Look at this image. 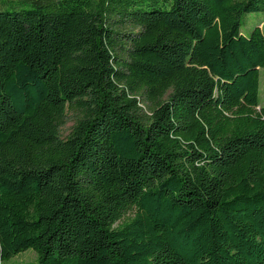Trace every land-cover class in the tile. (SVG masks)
I'll return each mask as SVG.
<instances>
[{
  "label": "trees",
  "instance_id": "obj_1",
  "mask_svg": "<svg viewBox=\"0 0 264 264\" xmlns=\"http://www.w3.org/2000/svg\"><path fill=\"white\" fill-rule=\"evenodd\" d=\"M2 3L0 264H264V0Z\"/></svg>",
  "mask_w": 264,
  "mask_h": 264
},
{
  "label": "rangeland",
  "instance_id": "obj_2",
  "mask_svg": "<svg viewBox=\"0 0 264 264\" xmlns=\"http://www.w3.org/2000/svg\"><path fill=\"white\" fill-rule=\"evenodd\" d=\"M13 5L17 7V4H13ZM23 8L28 9L29 6L25 5ZM5 10H13V7H11L9 4H3L2 0H0V11H5ZM259 25H261V28L264 33V12L251 13L246 15L243 19L242 28H241L242 35L249 37L253 29H255ZM259 96H260V105L261 107H264V69H261L260 71ZM76 117L77 116L72 113L69 114L66 125L61 128L62 137L66 138L71 133L72 128L76 121ZM37 258L38 257L36 252L30 249L26 252L19 254L10 261L1 264H37Z\"/></svg>",
  "mask_w": 264,
  "mask_h": 264
}]
</instances>
